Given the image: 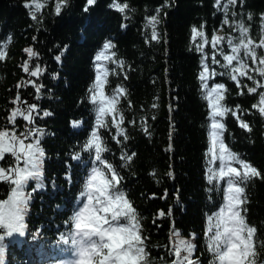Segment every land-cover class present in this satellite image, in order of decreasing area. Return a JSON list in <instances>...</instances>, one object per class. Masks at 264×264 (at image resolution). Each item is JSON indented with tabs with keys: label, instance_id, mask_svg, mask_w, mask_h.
I'll list each match as a JSON object with an SVG mask.
<instances>
[{
	"label": "trees",
	"instance_id": "16d2710c",
	"mask_svg": "<svg viewBox=\"0 0 264 264\" xmlns=\"http://www.w3.org/2000/svg\"><path fill=\"white\" fill-rule=\"evenodd\" d=\"M216 92L237 174L211 154ZM0 163V264H67L79 236L90 264H227L234 187L241 264H264V0H0ZM94 172L135 263L77 235Z\"/></svg>",
	"mask_w": 264,
	"mask_h": 264
},
{
	"label": "rangeland",
	"instance_id": "374dc122",
	"mask_svg": "<svg viewBox=\"0 0 264 264\" xmlns=\"http://www.w3.org/2000/svg\"><path fill=\"white\" fill-rule=\"evenodd\" d=\"M100 76L97 82L96 98L100 103L102 110L110 109L113 106L112 99L106 94L104 89V73L105 70L100 66ZM220 95L216 92L213 96V110L212 115L214 122L212 124L211 132V154L213 159L220 160L219 167H227L231 169L234 174L238 170L233 167L232 161L234 157L227 151L226 146L221 141V122L220 116L223 115L224 109L220 104ZM23 139V140H21ZM26 139L25 135H20L16 139L13 146H10L9 141L6 140L3 144V154L13 153L18 156L23 148V141ZM30 161L31 153L23 151ZM245 167V165H243ZM8 170L5 165L0 163V180L6 178ZM18 178L17 180H19ZM16 180V178H15ZM229 198L228 206L230 207L224 214L223 226L229 238V250L227 253V264H241L242 258L248 252L250 243L248 237L250 230L245 226L243 220L239 215V211L234 209L238 202V189L232 188ZM19 194V193H18ZM125 201L118 196H113L110 193L109 185L103 176L94 172L89 184V197L84 207L79 211L76 220L77 235L92 236L100 235L108 239L111 251L120 263H128L129 261L135 263L137 259L136 254V231L130 226L117 225L109 222L114 216L125 213ZM79 250L76 257L67 264H90L87 259L83 237L79 236Z\"/></svg>",
	"mask_w": 264,
	"mask_h": 264
}]
</instances>
